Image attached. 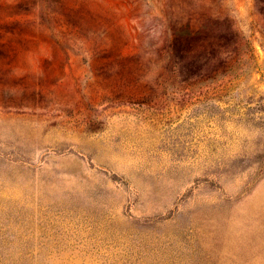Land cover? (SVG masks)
Segmentation results:
<instances>
[{
  "label": "rangeland",
  "instance_id": "rangeland-1",
  "mask_svg": "<svg viewBox=\"0 0 264 264\" xmlns=\"http://www.w3.org/2000/svg\"><path fill=\"white\" fill-rule=\"evenodd\" d=\"M0 264H264V0H0Z\"/></svg>",
  "mask_w": 264,
  "mask_h": 264
}]
</instances>
